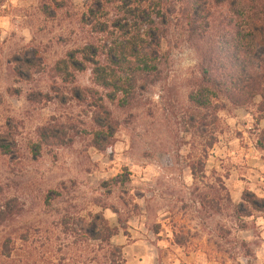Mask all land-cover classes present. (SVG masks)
<instances>
[{
    "label": "rangeland",
    "instance_id": "1",
    "mask_svg": "<svg viewBox=\"0 0 264 264\" xmlns=\"http://www.w3.org/2000/svg\"><path fill=\"white\" fill-rule=\"evenodd\" d=\"M89 2L0 0V264H264V210L238 209L264 201V101L193 104L198 56L172 28L146 91L104 100L116 130L96 149V110L70 94L90 73L53 71L96 42ZM96 216L109 246L86 232Z\"/></svg>",
    "mask_w": 264,
    "mask_h": 264
},
{
    "label": "trees",
    "instance_id": "2",
    "mask_svg": "<svg viewBox=\"0 0 264 264\" xmlns=\"http://www.w3.org/2000/svg\"><path fill=\"white\" fill-rule=\"evenodd\" d=\"M80 23L96 42L68 52L53 71L64 84L90 73L91 87H74L70 94L95 108L91 144L98 150L110 144L116 130L104 100L123 104L146 91L168 63L172 28L194 44L198 56L199 79L189 95L193 104L264 101V0H90ZM258 144L264 148V132ZM0 148L6 155L5 146ZM249 208L263 211L264 201L245 194L238 209ZM86 232L106 246L116 234L100 216ZM114 256L112 250L109 264Z\"/></svg>",
    "mask_w": 264,
    "mask_h": 264
}]
</instances>
